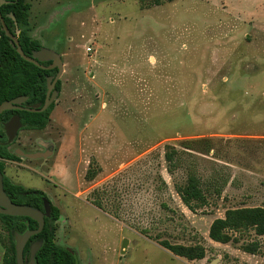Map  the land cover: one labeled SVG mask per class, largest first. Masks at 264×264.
<instances>
[{
  "label": "rangeland",
  "instance_id": "1",
  "mask_svg": "<svg viewBox=\"0 0 264 264\" xmlns=\"http://www.w3.org/2000/svg\"><path fill=\"white\" fill-rule=\"evenodd\" d=\"M27 1L30 38L64 73L49 125L10 147L54 154L6 173L60 209L56 242L80 264H264V236L209 237L228 210L264 208V0ZM190 167L227 180L195 212L178 194ZM164 241L202 245L206 257H178ZM253 241L256 255L242 249ZM13 242L0 219V264Z\"/></svg>",
  "mask_w": 264,
  "mask_h": 264
},
{
  "label": "trees",
  "instance_id": "2",
  "mask_svg": "<svg viewBox=\"0 0 264 264\" xmlns=\"http://www.w3.org/2000/svg\"><path fill=\"white\" fill-rule=\"evenodd\" d=\"M6 3L0 7L5 24L11 33L16 35L17 28L20 30L19 41L25 54L32 56L35 52L42 50L39 41L29 36L30 32V10L31 5L27 0H5ZM173 2L174 0H165ZM161 2V1H160ZM160 2H158L160 4ZM157 4V5H159ZM44 66L48 63L41 62ZM57 70L42 69L21 57L12 40L6 36L3 25L0 23V106L8 101L18 98H27L24 106H43L48 92V78L55 77ZM61 83L58 82L56 90L59 92ZM55 108L52 103L48 110L43 113H32L28 111H5L0 115V173L3 176L4 191L17 205L28 206L42 213H46L45 204L50 206V217H45L44 230L29 241L25 248V261L29 257L30 247L37 242L42 247L36 254V264H80L78 255L72 249L59 245L56 242L58 221L61 217L60 209L55 206L42 191L26 189L21 185L13 183L5 177V161H18L17 157L10 151L11 144L5 132V124L13 117L19 116L23 124V130H43L49 122ZM191 143L185 145L190 150ZM168 171L173 174L180 166V156L173 147L166 152ZM97 175V174H96ZM95 173L87 172V179L94 178ZM227 180L219 184L217 180L204 181L194 167L187 169V181L183 187L178 188V194L186 207L195 212L198 207L207 203V195L220 196ZM7 231L13 238V234L25 233L27 230H36L38 222L28 217H11L0 214ZM254 232L257 236H264V208H241L228 210L224 218L213 221L209 230L212 241L220 244L239 243L240 238L246 233ZM162 246L174 255L189 261L203 260L206 257V249L202 245L186 246L172 245L167 241ZM243 251L256 255L260 250V243L253 241L242 247ZM8 264H18L16 258L15 243L12 244V254Z\"/></svg>",
  "mask_w": 264,
  "mask_h": 264
},
{
  "label": "water",
  "instance_id": "3",
  "mask_svg": "<svg viewBox=\"0 0 264 264\" xmlns=\"http://www.w3.org/2000/svg\"><path fill=\"white\" fill-rule=\"evenodd\" d=\"M5 3H6L5 0H0V7ZM0 22L3 25V30L6 33V36L12 40L18 53L21 55L23 59L36 66L41 67L42 69H48V70L57 69L58 71L57 75L54 78H48V92L44 105L42 107L38 105L32 108H26L27 111L32 113H43L48 110L49 106L52 103H54L53 102L54 93H58V91L56 90V86L64 73L63 61L59 59L55 54L43 50H41L40 52L33 53L32 56L25 54L19 41L20 30L17 28L16 35L11 33L9 27L5 24L1 11H0ZM44 60L52 61V64L46 67L41 64V62H45ZM26 100L27 98L22 97L13 101H8L3 103L0 106V115L5 111L24 110L25 108L22 107V104H24ZM22 128H23V124L21 123V119L19 116L13 117L9 122L5 124V131L8 137V142L10 144L17 138L18 132ZM17 153L27 158H40L47 156V154H42V153L25 154L21 151H17ZM45 209H46V213L44 214L31 207L17 205L14 202H12L4 191L3 176L0 173V214L11 217H28L38 222L39 224V227L36 230H27L24 234H19L18 232H16V237H17L16 250H17L18 264H26L24 253L27 244L32 239V237L39 235L44 230L45 217H50V206L48 203H46ZM35 244H37L36 245L37 247L32 251L31 260L29 264H36V254L38 250L42 247L41 242H37ZM126 246H127V241L125 240L123 242L122 248L124 249ZM216 263L217 261L212 262V264H216Z\"/></svg>",
  "mask_w": 264,
  "mask_h": 264
},
{
  "label": "crops",
  "instance_id": "4",
  "mask_svg": "<svg viewBox=\"0 0 264 264\" xmlns=\"http://www.w3.org/2000/svg\"><path fill=\"white\" fill-rule=\"evenodd\" d=\"M49 125V124H48ZM34 131H36V130H34ZM22 133V131L20 130L19 132H18V135H17V137L19 136V134H21ZM23 146H25V145H23ZM17 151H21V150H16L15 151V155L17 156V157H19V158H27V157H24V156H22V155H20V154H18L17 153ZM21 152H23V153H25V154H36V153H41V152H36V153H26V152H24V151H21ZM54 154V151L53 152H51V154L50 155H53ZM48 157V155L46 156V157H40V158H30V159H44V158H47ZM11 163H13V162H6V167H5V171L7 172L8 171V168H9V164H11ZM6 175L8 176V174L6 173ZM8 178L13 182V183H15V184H17L16 182H18V181H16L15 179L14 180H12L9 176H8ZM16 181V182H15ZM19 185V184H18ZM22 186V185H21ZM35 190V189H34ZM38 191H40V190H38ZM42 192H44V191H42ZM49 199V198H48ZM60 220V219H59ZM59 222V221H58ZM65 247V246H64ZM69 249H71V248H69ZM73 250V249H72Z\"/></svg>",
  "mask_w": 264,
  "mask_h": 264
},
{
  "label": "flooded vegetation",
  "instance_id": "5",
  "mask_svg": "<svg viewBox=\"0 0 264 264\" xmlns=\"http://www.w3.org/2000/svg\"><path fill=\"white\" fill-rule=\"evenodd\" d=\"M45 63H48L49 64V66L52 64V61H47V62H45ZM53 70H57V69H53ZM58 72V71H57ZM25 104V103H24ZM24 104H22V107L23 108H25L24 110H15V111H27L26 110V108H31V107H28V106H24ZM29 112V111H28ZM44 130V129H43ZM21 131H24L23 130V128L21 129ZM26 131H30V130H26ZM37 131H39V130H37ZM6 132V131H5ZM7 135V134H6ZM51 152H53V150H51V149H49V150H47L46 152H44V153H42V154H47V155H50L51 154ZM20 160V159H19ZM18 160V161H19ZM18 161H5V167H6V162H13V163H15V164H17L18 163ZM4 175H5V177H8L7 175H6V171H4ZM24 187V186H23ZM24 188H26V187H24ZM26 189H29V188H26ZM31 190H34V189H31ZM47 196V195H46ZM48 198V197H47ZM45 206H46V204H45Z\"/></svg>",
  "mask_w": 264,
  "mask_h": 264
}]
</instances>
